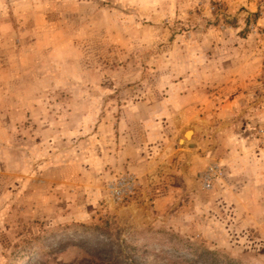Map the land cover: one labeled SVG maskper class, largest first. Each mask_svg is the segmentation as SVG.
Instances as JSON below:
<instances>
[{"label": "rangeland", "instance_id": "obj_1", "mask_svg": "<svg viewBox=\"0 0 264 264\" xmlns=\"http://www.w3.org/2000/svg\"><path fill=\"white\" fill-rule=\"evenodd\" d=\"M207 251L264 264V0H0V264Z\"/></svg>", "mask_w": 264, "mask_h": 264}, {"label": "built area", "instance_id": "obj_2", "mask_svg": "<svg viewBox=\"0 0 264 264\" xmlns=\"http://www.w3.org/2000/svg\"><path fill=\"white\" fill-rule=\"evenodd\" d=\"M218 171V164H209L200 176L203 185L209 186L211 180L217 175ZM137 184L138 181L134 175L130 173L121 175L107 183L108 195L114 202H121L124 198H127L128 195L135 192Z\"/></svg>", "mask_w": 264, "mask_h": 264}, {"label": "crops", "instance_id": "obj_3", "mask_svg": "<svg viewBox=\"0 0 264 264\" xmlns=\"http://www.w3.org/2000/svg\"><path fill=\"white\" fill-rule=\"evenodd\" d=\"M191 135V132L188 131L185 133V137L189 138ZM142 148L143 146L137 141L133 143H129L127 145L124 146V150H123V154H124V160L127 161L128 163L131 162H140L142 160H140V153H142ZM125 152V153H124ZM142 158V157H141ZM143 159V158H142ZM143 167H145V169H143ZM141 171L140 173H145L148 168L146 167V165L144 163H142V166L140 167Z\"/></svg>", "mask_w": 264, "mask_h": 264}, {"label": "trees", "instance_id": "obj_4", "mask_svg": "<svg viewBox=\"0 0 264 264\" xmlns=\"http://www.w3.org/2000/svg\"><path fill=\"white\" fill-rule=\"evenodd\" d=\"M210 255L203 259L205 264H239V261L229 258L228 256H219L218 252H208ZM212 254V256H211Z\"/></svg>", "mask_w": 264, "mask_h": 264}]
</instances>
